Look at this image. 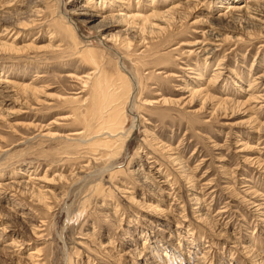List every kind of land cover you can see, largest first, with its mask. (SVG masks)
<instances>
[{"label":"rangeland","instance_id":"1","mask_svg":"<svg viewBox=\"0 0 264 264\" xmlns=\"http://www.w3.org/2000/svg\"><path fill=\"white\" fill-rule=\"evenodd\" d=\"M124 1L90 22L88 0H0V264H264V9L233 22L236 0L188 2L143 42L102 19ZM129 86L106 149L100 94Z\"/></svg>","mask_w":264,"mask_h":264},{"label":"bare ground","instance_id":"2","mask_svg":"<svg viewBox=\"0 0 264 264\" xmlns=\"http://www.w3.org/2000/svg\"><path fill=\"white\" fill-rule=\"evenodd\" d=\"M71 1H73V0H69V2H71ZM125 1H124V3H121V4L125 5V7H122V9H123V11H125V13H117L116 15H110V16L106 15V17H103L102 19L116 17L118 19V21L126 28L125 30H127L129 33H133L134 35L140 37L143 42L146 39H148V38H150V39L156 38L157 37L156 35H161V34H164L167 31H169L170 28L172 27V24H173L172 23L173 21H171L172 20L171 18H173L175 14L179 15V13L181 12L180 10L182 9V6H185L188 2H194V3H196L197 6H202V4L205 3V0H186L184 2V4L180 3V4L172 5V7H170L169 9H167L165 11H155V10L152 11L151 10L152 12L151 13L149 12L150 13L149 15H145L146 12L148 11L147 9H149L148 5H145V2L147 4L149 2V3H151L153 5L155 3V2H153V0H149V1L148 0H139V2L136 3L137 4L136 5L137 6V10H136L135 13L130 10V6L132 7L131 0H125ZM239 1L240 0H236L232 4H228L227 6H225L226 12L224 14H222L221 16L226 17L227 18L226 20L229 19V20H231L233 22H237V21L259 22L260 18L263 17L261 13H262V10L264 9V6L262 7L261 5L264 4V0H247V1H243V2L242 1L239 2ZM98 2H99V0H97V1L96 0H88L87 7L83 8L84 12H82V13L83 14L87 13V15H88L87 17H88V20L90 22H93L95 20L94 17L101 18L99 15L90 16L91 14L89 13V12L95 13L96 8L98 6L97 5ZM165 2H166V0H165ZM236 2H239V3H236ZM103 4H104V2H103ZM110 5L112 6V4H110ZM144 8H145V10H144ZM18 14H19V12H18ZM71 14H72V12H71ZM171 15H172V17H170ZM66 18L68 19V18H71V17L66 15ZM178 20H180V19H178ZM213 31H214L213 29H211L209 32H205L204 31L205 32L204 33L205 38L200 42V47L201 48L199 49V53L201 54V56L205 57V59H209V58L214 57L215 56V52L217 51L216 48H218L217 45H213L211 43V42H214V44H216V41H218L217 40V36L215 34V31L214 32ZM129 43L125 42L123 44V46L127 50H129V48H130V44ZM140 43H142V42H140ZM190 70H192V69H190ZM218 74H219V72L217 74H215V78L216 79L218 78V76H217ZM258 79H260L261 80L260 83L263 84L264 83V74L259 76ZM126 81H127V79H126ZM128 82H129V80H128ZM132 82H133L132 83L133 84V86H132L133 89H135L134 87H136V86L138 87L139 86V84L137 82H135L133 80H132ZM4 83H8V82L5 80ZM125 84H128V83L126 82ZM128 85H126V86H128ZM9 86H10V84H9ZM100 87H102V84H101ZM130 87L131 86H129L127 89L122 87L120 89L121 90L120 93H119L120 95H118V97L115 98V100H114V97H113V100H114L115 104L112 107H108V106H111L112 101L108 99V103H106L105 102V95L104 94H100L101 99L98 102V115L97 116H98L99 119H103V121L106 120V122H102V128H104V129L101 128L102 130H100V134L96 137L97 138L96 143L98 145H102V147L104 145V148H106V149H110V148L114 147L115 145L118 146L119 148H123L122 146H123V142L124 141L122 140V142H121V140H120V136L122 135L121 124L123 123V118L120 115V112H121V109L124 107V105L129 103V100L131 98H133L132 97V92L130 93ZM249 89L247 91H249ZM4 90H6V88ZM106 96H108V95H106ZM6 97H7V95H6ZM251 98H253V99H251L252 101L253 100H258V99H259L258 101H260V100L263 99L261 96H258V95L252 96ZM6 99H4V101ZM262 101H264V100H262ZM257 103H259V102H257ZM119 107H121V108H119ZM257 133H258V131H257ZM100 138L105 139V140L102 141V139H100ZM107 140H109V141H107ZM110 143H112V144L109 147L108 144H110ZM94 144L95 143H93L92 145H94ZM114 165L115 164H109L108 167H107V170H113L114 167H115ZM168 180L169 179H167L166 181H168ZM145 181H148V182L152 181V185L156 184L155 179H152L151 176H149L148 174L146 175V177H144V182ZM1 186H5V185H1ZM1 186H0V189L2 188ZM130 198H131L130 196L127 197V199L129 201H130ZM141 203L142 202H140V204ZM136 204H138V203H136ZM143 206L146 207V206H149V205L144 203ZM140 207L143 209L142 206H140ZM159 212H161V211H159ZM175 224H176V222H175Z\"/></svg>","mask_w":264,"mask_h":264}]
</instances>
